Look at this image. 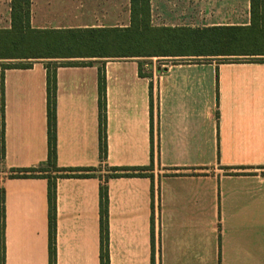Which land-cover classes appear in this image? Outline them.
<instances>
[{
	"label": "crops",
	"instance_id": "0c3cea01",
	"mask_svg": "<svg viewBox=\"0 0 264 264\" xmlns=\"http://www.w3.org/2000/svg\"><path fill=\"white\" fill-rule=\"evenodd\" d=\"M132 0H31L37 30L128 28ZM12 0H0L9 29ZM10 16V19H9ZM154 27L249 26L251 0H150ZM137 59L61 66L56 264H101V186L108 187L110 264H264V61ZM108 152L100 150V70ZM151 177L106 180L111 167ZM47 61L5 71L6 264H50ZM56 173H52L54 175Z\"/></svg>",
	"mask_w": 264,
	"mask_h": 264
},
{
	"label": "trees",
	"instance_id": "16d2710c",
	"mask_svg": "<svg viewBox=\"0 0 264 264\" xmlns=\"http://www.w3.org/2000/svg\"><path fill=\"white\" fill-rule=\"evenodd\" d=\"M132 20L128 28L37 30L31 26V0H12L9 29H0V160L5 156V71L27 69L34 61H47L48 168L14 171L15 178H46L49 181L50 264H56L58 178L94 177L96 168L57 166V78L61 66L92 64L115 59L155 58L171 62L264 61V0H251L249 26L210 28L154 27L150 0H132ZM100 150L107 157L105 75L100 70ZM111 167L106 180L121 177H151L154 168ZM52 173H56L52 175ZM108 187L101 186V264H110L108 227ZM5 192L0 187V264L5 259Z\"/></svg>",
	"mask_w": 264,
	"mask_h": 264
},
{
	"label": "rangeland",
	"instance_id": "374dc122",
	"mask_svg": "<svg viewBox=\"0 0 264 264\" xmlns=\"http://www.w3.org/2000/svg\"><path fill=\"white\" fill-rule=\"evenodd\" d=\"M9 19H10V16H9ZM8 25H9V23H1L0 24V28L6 27ZM153 61L158 62L159 64H167V63H170L171 62V61H165V60H158L156 58Z\"/></svg>",
	"mask_w": 264,
	"mask_h": 264
}]
</instances>
